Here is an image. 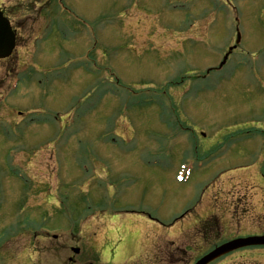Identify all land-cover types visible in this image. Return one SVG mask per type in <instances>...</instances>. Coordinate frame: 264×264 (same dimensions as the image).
<instances>
[{
    "label": "rangeland",
    "instance_id": "1",
    "mask_svg": "<svg viewBox=\"0 0 264 264\" xmlns=\"http://www.w3.org/2000/svg\"><path fill=\"white\" fill-rule=\"evenodd\" d=\"M0 5L17 30L0 61V264H194L264 235V0Z\"/></svg>",
    "mask_w": 264,
    "mask_h": 264
},
{
    "label": "water",
    "instance_id": "2",
    "mask_svg": "<svg viewBox=\"0 0 264 264\" xmlns=\"http://www.w3.org/2000/svg\"><path fill=\"white\" fill-rule=\"evenodd\" d=\"M15 45V36L11 31L9 22L3 18L0 12V59L8 58ZM231 51V49L229 50ZM227 56L225 57V59ZM224 59V60H225ZM253 246H264V236L261 237H248L243 239L232 240L228 243H225L219 247H216L211 252L199 259L195 264H209L212 261L224 256L234 250L253 247ZM74 253L77 254L78 250H74Z\"/></svg>",
    "mask_w": 264,
    "mask_h": 264
},
{
    "label": "flooded vegetation",
    "instance_id": "3",
    "mask_svg": "<svg viewBox=\"0 0 264 264\" xmlns=\"http://www.w3.org/2000/svg\"><path fill=\"white\" fill-rule=\"evenodd\" d=\"M149 264H156V262H155V260H154V262L152 263V261H151V263L149 262Z\"/></svg>",
    "mask_w": 264,
    "mask_h": 264
}]
</instances>
